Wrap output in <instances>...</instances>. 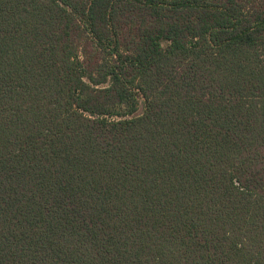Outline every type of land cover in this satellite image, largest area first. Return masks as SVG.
Wrapping results in <instances>:
<instances>
[{
    "label": "trees",
    "instance_id": "trees-1",
    "mask_svg": "<svg viewBox=\"0 0 264 264\" xmlns=\"http://www.w3.org/2000/svg\"><path fill=\"white\" fill-rule=\"evenodd\" d=\"M0 264H264V0H0Z\"/></svg>",
    "mask_w": 264,
    "mask_h": 264
},
{
    "label": "rangeland",
    "instance_id": "rangeland-1",
    "mask_svg": "<svg viewBox=\"0 0 264 264\" xmlns=\"http://www.w3.org/2000/svg\"><path fill=\"white\" fill-rule=\"evenodd\" d=\"M141 111H142V104H140V107H139L138 113H141Z\"/></svg>",
    "mask_w": 264,
    "mask_h": 264
}]
</instances>
